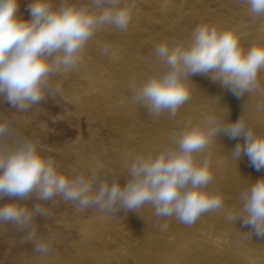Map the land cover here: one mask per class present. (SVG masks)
I'll use <instances>...</instances> for the list:
<instances>
[{
  "label": "clouds",
  "instance_id": "1",
  "mask_svg": "<svg viewBox=\"0 0 264 264\" xmlns=\"http://www.w3.org/2000/svg\"><path fill=\"white\" fill-rule=\"evenodd\" d=\"M241 2L253 17L264 18V0ZM136 6L137 0H59L58 4L30 0V19L25 20L18 15L19 0H0V97L24 112L60 93V85L51 78L80 67L88 42L106 26L126 31ZM154 53L161 70L139 86L131 85L126 98L149 116L167 112L175 117L191 97L193 75L210 77L237 98L260 91L264 44L245 50L235 27L200 24L188 42L162 41ZM256 111L264 112V103ZM226 117L213 113L200 120L186 119L169 145L157 153H129L130 162L124 164L127 180L122 185L119 178L109 181L94 169L90 175L77 168L71 174L61 172L58 162L40 150L39 141L0 116V201L8 198L0 203V224L11 223L22 234V243L32 244L34 253L47 255L58 236L51 231L40 234L36 220L51 219L52 211L42 202L60 197L77 212L95 208L105 215L138 212L149 204L158 220L174 217L187 226L205 213L221 212L228 223L239 221L249 228L241 232L243 238L264 237V177L241 190L236 207H225L222 193L209 187L214 168L204 153L221 133L242 138L230 154L234 161L246 156L257 170L264 168V133L258 134L243 114L235 121ZM30 199L37 202L24 203ZM156 226L161 231L169 228L167 222Z\"/></svg>",
  "mask_w": 264,
  "mask_h": 264
},
{
  "label": "bare ground",
  "instance_id": "2",
  "mask_svg": "<svg viewBox=\"0 0 264 264\" xmlns=\"http://www.w3.org/2000/svg\"><path fill=\"white\" fill-rule=\"evenodd\" d=\"M142 9L144 12L134 15L126 31L111 26L104 28L109 31L108 36H116V43L124 46V50L121 46H112L115 44L112 42L106 45L107 54L101 47L89 48L95 56L96 66L92 65V60L88 61L89 88H85V91L86 94L94 95L95 101L92 103L88 99L91 104L83 106L94 108L93 104L96 105L94 111L92 107L86 110L92 111L93 118L98 120L100 136L94 148L80 147V144L59 146L57 160L66 164L68 162L67 169L70 172L72 168H77L85 175H90L94 169L109 181L119 178L123 185L127 180L124 164L130 162L129 153L155 154L169 145L171 135L183 128L186 119L200 120L208 114L214 113L221 119L227 116L232 121L243 114L258 134L264 133V112L256 111L257 105L264 103V72L259 75L260 91L239 98L222 88L218 82H213L210 77L193 75L191 97L175 117H170L167 112L156 117L149 116L143 107L126 100L131 95V85L139 86L149 75L161 70L154 53L158 43L166 41L172 45L188 42L196 26L209 24L235 27L239 31L240 44L246 50L253 44H264V18L253 17L248 5L241 0H144ZM209 17L212 21L208 23ZM106 46L103 45L104 49ZM239 142H242V138L231 139L221 133L204 153L210 157L214 168V180L209 187L222 193L225 207L238 206L241 190L264 177V168L257 170L246 156L238 161L231 158L230 154ZM56 203L58 213L61 214L65 206L75 208L71 202L65 203L62 199ZM90 210L94 216L100 213L95 208ZM153 212L151 205L145 204L138 212L125 213L121 210L117 215H108L109 219L125 218L129 228L137 230L139 235L124 232L134 237L132 239V236H128L132 239H128L131 243L128 245L122 243L123 240L120 242L125 235L122 238L119 235V239L115 238L116 235L115 240L111 238L113 233L109 235L106 232L103 237L108 239L109 246L115 250L113 255L102 256L95 251L86 264H111L106 259L110 257L121 259L124 264H213L214 259L219 258L224 264L243 260L250 264H264V237L253 235L252 238H243L241 232H247L249 228L242 226L239 221L236 224L228 223L221 212L205 213L191 226L178 222L174 217L158 220ZM165 222L169 228L161 231L156 225ZM95 226L102 229L107 227L102 223ZM65 228L59 226L55 230L65 231ZM90 243L96 244L98 241L86 243L85 250H89ZM105 250V254L112 253L109 249Z\"/></svg>",
  "mask_w": 264,
  "mask_h": 264
},
{
  "label": "rangeland",
  "instance_id": "3",
  "mask_svg": "<svg viewBox=\"0 0 264 264\" xmlns=\"http://www.w3.org/2000/svg\"><path fill=\"white\" fill-rule=\"evenodd\" d=\"M143 1L144 0H137V6L134 15H141L144 12V10L142 9ZM54 2L58 4L59 0H54ZM74 2L87 3L88 0H74ZM29 3L30 0H19L18 15L25 20L30 19L28 10ZM208 19V23L212 21L210 17ZM105 29L107 28L105 27ZM105 29L99 31L97 35L93 37V41L91 40L92 42H88L83 58V61L85 60V63L83 62L82 65L75 70L58 76H53L51 78L53 84L58 83L60 85V93L47 96L45 100H43L39 104L33 105L32 108L24 112H20L16 109L11 108L10 105L7 104L2 97H0V116L11 119L14 122L15 127H17L23 135L39 141V147L43 154L53 157L58 162L60 171L66 174H71L70 169H67L68 162L66 164L65 162H60L59 160H57L59 146L68 144H80V147L85 146L94 148V144L100 136L99 123L97 122L98 120L96 118H93L94 115L92 113V111H94V108H96V105L93 104L94 108L91 106L93 108L92 111H88L91 109V107L89 106L91 103L89 104L88 101L90 100V102H94L95 98L94 95H90V93L86 94L85 88L86 90L89 88V74L87 73V69H89L88 63L92 60V65L96 66V62L94 59L95 56L92 50H90L89 48L101 47L100 49L104 51L105 54H107L105 52V49H107L111 42L115 43L114 45H112L114 47L121 46L116 43V36L111 34L110 36H108L109 31H105ZM112 30L113 29H111L110 31ZM101 41L106 43L101 44ZM107 44L108 46H106ZM103 45L106 46L105 49ZM109 49L112 50V48ZM121 49L124 50V46H121ZM73 80H75L76 83L75 81L73 82ZM72 82L74 83L73 85ZM78 82L79 85H77ZM87 85L88 87H86ZM87 103L89 104L88 106H83ZM95 104L97 103L95 102ZM82 107H84V110L82 109ZM68 153L70 154L71 152ZM56 198L53 201L42 202L45 207L49 205L48 208L53 213L52 218L47 220L37 218L36 220V223L38 224V232L40 234H46L50 231L57 233L58 239L53 245V251L47 255L34 253L32 244L22 243V234L19 233L11 223L0 224V264H86L90 262V260L92 259V254H94L95 251L100 253L102 256L113 255V251L115 250L111 246H109L110 243L107 242L108 239L103 237L106 232L109 235L113 233L111 235V238L113 239H119V235L120 238H122L121 236L125 235L123 236L125 239H120V242L123 240L122 243L124 244H128L129 240H132L134 238L132 235H139V232L137 230H133L132 227L129 228L130 226H128L129 224H126L127 222L125 218H118L116 220L114 218L109 219L107 217L108 215L105 216L101 213H97L94 216L90 209H87L83 212H77L76 208H71L68 206L64 207V211L62 214L58 213L56 202H61V198ZM6 202H8L7 197L3 201H0V203ZM36 202L37 201H35V199H30L24 203H27L29 206H31ZM86 211H88L89 213H85ZM99 223H102L107 227L104 226V229L100 228L99 226L96 227L95 225ZM107 223H109L110 225ZM59 226L63 228H65L66 226L65 231L55 230ZM116 228L120 229L117 230ZM120 230L123 232V234ZM124 232L132 234V239H129L128 237L130 236V234L127 236ZM91 240H97L98 243H90L89 245L91 247L89 248V250H85V244L89 243ZM104 241L107 243H105ZM128 245H131V243H129ZM105 249H109L110 251H112V253L105 254ZM106 259L111 264H124L121 262L123 261L121 259L115 260L112 257ZM215 261L219 262L217 263ZM177 262L180 263L179 260ZM237 262L238 261L228 264H250L249 261L245 262L244 260L239 263ZM136 264L142 263L136 262ZM185 264L193 263L189 262ZM213 264L224 263L219 258L214 259Z\"/></svg>",
  "mask_w": 264,
  "mask_h": 264
}]
</instances>
